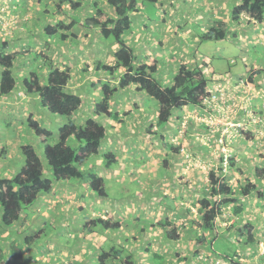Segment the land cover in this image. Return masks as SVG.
<instances>
[{
  "label": "crops",
  "instance_id": "1",
  "mask_svg": "<svg viewBox=\"0 0 264 264\" xmlns=\"http://www.w3.org/2000/svg\"><path fill=\"white\" fill-rule=\"evenodd\" d=\"M58 1L59 0H0V46L6 43L7 50L10 52L22 51V53H24L23 50H29L28 53L20 55L18 60L15 61L14 74L19 82L17 88L11 94L0 97V108H5L4 111H7L10 108H6L12 105L13 107L15 106V111L21 113L20 115L13 116L18 119L19 122H17L16 125L20 128L25 127V122H28L30 116L39 121L38 117H40V112L39 110H35L37 108L42 110L43 108L38 96L35 94H28L23 87V80L29 76L32 70H37L44 77L49 72V67L59 66L60 68H64L68 66L71 68L72 79L67 89L69 92L78 94L83 98L82 105L72 114V122L78 125H83L88 117L95 116L96 101L101 97L103 81L112 80L114 86L118 83V79H110L108 71H99L97 69L98 61H102L107 65H114V54L119 49V44L117 42L104 39L100 32V27L94 26L92 28H85L77 25L71 31L76 33L78 37L72 38L71 36L67 40H62L60 38L61 33H58L54 37H50L45 33V27H47L49 23H54V21L57 23L59 20H64L68 23H72L73 17L70 15V12L80 13L81 11V16L79 14V17L84 20L95 10L94 8L92 9L94 1L99 2V5L108 10L111 14L112 8L105 6L104 1L106 0H87L81 9L73 10L69 7V3L67 2L63 4L64 11L58 12L55 7ZM240 3L241 0H158L155 6L159 12L160 21L152 20L149 16L150 13L147 11V7L142 5L137 13L131 15L134 25L131 32L125 35V40L134 49L135 65L157 60L161 68L156 76L163 84L171 85V83H173V77L178 73L183 63L193 65L199 64V66H202L206 77L210 80L214 79L215 83L226 91L225 93L228 94V97L233 98V102L236 101L238 107L236 106V108L231 110L232 116L226 114L225 106L218 109V111H220L219 117L223 118L217 121V123L221 124L215 123L211 141L208 135L210 129L209 125L206 123L203 124L201 121L197 120L200 118L197 117V115L204 112L202 109L204 107L187 105L180 109H176L170 121L165 126L159 127L157 125L159 105L155 103V108L149 111V107L145 103L147 95L144 92L135 91L134 86H129L126 89L118 90L111 100V109L119 112V118L114 120L105 115L98 118L108 129L107 137L103 140L100 151L105 152L110 150L116 153L119 156L120 165L114 166L113 168H105L102 160L89 159L82 164L81 169H91L95 166L97 173L103 176L107 182L110 180H120L121 177L129 174L133 175V173L142 176H150L154 173L156 177H158L155 167H151L153 165L151 160H161L159 164L162 166L163 160L164 163H166L165 160L170 158V156L172 159L183 164V162L188 161L187 157H189V159L196 158L195 163H198L196 162L197 159L208 161L206 160L208 159V154L209 159H213L214 163V157L209 155V152L205 150L207 142H219L223 135H225V140H228L230 134L232 138L229 141L234 142V133L232 131L235 130V128H233L234 125L238 126L240 124L236 121L238 119L244 121L246 119V125L249 124L252 128L256 127L259 133L256 134L253 140L247 141V149L245 150L241 145H235L234 143V147L232 148L235 152V156H245L246 159L249 157L250 160L257 158L264 159V20L262 22H257L249 18L248 15H241L238 20L234 21L232 19V10L233 7ZM215 20L224 21L229 25L227 31L228 36L225 40H230V43L233 45L231 47L240 43L243 51L241 57L229 59L227 70L220 72H216L213 67H211L212 70L210 69V63H208L210 59L206 58L204 55L206 50H208L206 46L207 42L201 38V34L211 28ZM231 47H227V49H231ZM41 53L48 55L49 59L42 56ZM1 71L2 68H0V74ZM123 72L124 69L119 68L117 70V76L120 77ZM92 89L95 90L93 93ZM96 89L98 90L96 91ZM230 102L231 101H229V103ZM240 104H242V106ZM252 112H255L257 116ZM103 117L104 121L101 120ZM4 124L10 125V121L0 120V129ZM186 124L188 126H186ZM186 128H188V130H186ZM237 133H240L239 130H237ZM174 137H178L180 145L183 146L180 150L171 140ZM68 142L75 147L80 145V142L75 141L74 138H70ZM253 143H261L260 148L255 147ZM16 144L18 145L15 146ZM21 145L22 141L20 138H12V136L9 135L6 137L0 136V178L13 177L12 169L10 174L6 173L3 164L6 159L12 158L13 151L16 148H21L22 150ZM141 145H144L145 148L142 149V151L145 153H135V147L139 149ZM167 145H171L172 149H169ZM13 146L15 147L12 148ZM182 148H184V151H182ZM20 155L21 154H18V156ZM39 155L43 160L44 166H46L43 152L42 155L40 153ZM220 156L219 160H221L220 162L222 163L224 155L221 154ZM24 159L25 157L22 156L21 165L25 163ZM238 159H240V157H238ZM146 160H148L147 163ZM86 162L87 165H85ZM147 164H149V166ZM217 164L218 163H216V165ZM135 165H139V167L136 168ZM142 165L145 167H141ZM246 166V171L249 174H253L254 171L251 170L252 168L247 164ZM258 166L261 167L264 165L258 163L254 166V170ZM197 168L201 167L197 166ZM232 169L234 170L235 168ZM167 170L169 171L172 169L167 168ZM190 170L195 169L191 168ZM215 170L219 172L218 168ZM196 171L197 173L194 176V182L196 184L194 185L199 187L197 194L198 196L200 195L199 198H202L207 194L208 185L207 181L206 183L200 184L198 180V178H200V171H198V169ZM162 183H164V181ZM183 186L178 188L179 192L182 191ZM164 193L166 194V192ZM164 193L159 189L156 194L151 196V199L156 201L161 195L162 198L159 199V201H161L163 199L162 194ZM184 196L186 195L178 193L177 199H185V201L194 202V204L198 206L199 198L196 197L197 195H194L192 199ZM108 197L109 196H98L95 192L91 191L89 186L83 181H55L51 192L40 194L31 207L32 217L34 219L31 217L28 220L27 218L29 215H26L25 218L27 220L20 223L22 230L28 232L31 223L35 221H38L40 228L44 229L43 225L45 223L49 222L53 225L51 217L56 218L59 216L62 218L63 223H61V219H58V226L60 225L63 228V233L68 239L70 246L66 248L61 247L63 251L61 252V256L54 255L53 259L56 257L54 260L58 264L64 262V251H67L65 260L79 251L76 249L81 242L79 240H77V244L71 248V239L75 241V239H78L79 234L83 235V241L86 240L87 236L94 237L101 234L105 236V238L107 237V239H112L113 242L117 241L121 244L123 239L127 240L126 238H128H123L122 229L113 231L107 230L105 233H101L95 229L91 232L85 229V223L91 218L96 216L104 218L109 211H112L115 217H125L122 216V213L118 214V210L125 209L128 207L127 205H131V203L126 204L124 202L108 201L110 204L107 205L103 198ZM137 198L138 195L132 199L134 200ZM196 198L197 200H195ZM259 200L261 204L259 203L257 206L259 209L257 216L260 217V220L258 229H256L257 233L254 234L255 236L259 235V237H256L257 250L259 252H264V199L259 198ZM84 201L85 203H83ZM159 205H162V203L160 204L159 202V204H155L153 208H158ZM229 207H231V205L225 207L224 215L220 218H228L231 220V223H236L237 226L239 217L233 216V214L228 211ZM141 208H143V205ZM140 209L139 212L141 213L138 217L141 218L145 210L140 211ZM146 209L149 210L150 208L147 207ZM83 213L85 215H83ZM146 219L150 221V223L153 222L149 218ZM125 222L126 218L123 227L130 225ZM141 222V219H137L135 224L130 225V227H132L131 231H126L125 234L127 236L128 233H132L130 239L133 237H140V240L143 241L139 244L140 246L136 244L135 247H131L130 243L126 248L129 251L135 252L136 259L134 262H136V264H154L151 258L156 251H152V243L148 242L150 238H146V236L152 235V239L154 235L148 230H143V227L140 228L139 225H141ZM243 222L244 219H242L241 223ZM137 226H139L140 230L136 228ZM55 229H57V225H55ZM194 231L195 229H193V232ZM66 232L70 233L71 237H68ZM73 233H76V236H74ZM233 233V231H228L226 234L233 236ZM5 234H10L8 239L12 236L11 230L7 227L0 230V236ZM218 237L221 238V235H218ZM0 242H2V239ZM52 243L54 244V242ZM154 245L155 244L152 246ZM260 245L262 247H260ZM91 247L92 249L89 248L86 254L88 255V261L85 262L93 264L92 259L96 256L95 250L99 251L101 247L93 245ZM54 249H52L53 252H51L49 256L48 254L45 256V254L42 253L43 250H39V254H36L37 256L35 258L37 262L32 261L31 264H44L43 262H50L51 260H49V257H52L53 253H55ZM209 251L210 254L215 256L217 263L222 260L217 258L220 256L223 258L222 255L224 253L221 252V250H218L215 253L216 255L211 250ZM28 256L29 254L27 257ZM112 264H121V262L115 261Z\"/></svg>",
  "mask_w": 264,
  "mask_h": 264
},
{
  "label": "trees",
  "instance_id": "2",
  "mask_svg": "<svg viewBox=\"0 0 264 264\" xmlns=\"http://www.w3.org/2000/svg\"><path fill=\"white\" fill-rule=\"evenodd\" d=\"M86 1L59 0L55 4V7L58 12H62L64 11L63 4L68 2L71 9L78 10L83 7ZM157 1H104L105 6L112 8V14L101 7L99 2L94 1L92 9L94 8L95 10L84 20L77 16L73 17L72 23L59 20L57 23H49L45 27V33L48 36L54 37L58 33H61L60 38L62 40H67L71 36L72 38H77L78 35L71 31L77 25L85 28L100 27L103 37L106 40L117 42L119 49L114 54V65H107L102 61H98L97 69L99 71H108L110 79H118V83L114 86L112 80L103 81L101 97L96 101L95 116L88 117L83 125L70 121L60 126L58 131L59 139L54 144L47 143L52 132L41 126L39 121L35 120L32 116L29 117V126L32 128L34 134L42 142H46L43 158L47 162L46 164L52 176L50 177L45 174L46 167L35 148L30 144L22 145L25 164L15 176L0 178V208L3 225L13 226L17 224L16 222L22 218L25 209L33 205L40 194L51 192L55 181H83L98 196H110L106 189V179L97 173L95 166L91 169H81V165L85 160L91 159L92 156H101L105 168H113L120 165V159L116 153L110 150L105 152L100 151L103 140L107 137L108 129L98 120L99 117L104 115L114 120L119 118V112L111 109L112 97L118 90L134 86L135 91L144 92L156 99L159 103V114L157 117V125L159 127L165 126L170 121L176 109L187 105L203 107L205 96L208 94L207 89L210 85V80L206 77L202 66H199V64L183 63L178 73L173 77L171 85H165L157 78L156 74L161 68L157 60L135 65L134 49L125 40V35L132 30L133 21L131 15L137 13L142 5L152 3L155 6ZM242 13H246L252 20L262 22L264 20V0H241L240 4L233 7L232 19L234 21L238 20ZM228 27L229 25L226 22L215 20L211 28L201 34V38L206 40V42L212 39L225 40L228 36ZM20 55H24V53L22 51H8L6 43L0 46V68H2L0 74V97L11 94L17 88L19 82L14 74V66L15 61L18 60ZM41 55L49 59L48 55L42 53ZM119 68L124 69L120 77L117 76ZM71 79L72 70L70 67L60 68L59 66H52L49 67V72L44 77L37 70H32L22 83L28 94L38 96L42 107L58 115L71 116L83 103L81 96L68 91L67 86ZM70 138H74L80 142V145L78 147L71 146L68 143ZM167 146L169 149H172L171 145ZM178 149L180 150L179 147ZM223 164L224 158L218 167L219 172L215 169L209 171L207 194L198 200L197 206L201 221L200 228L204 231L203 234L208 232L212 237V243H210L209 240H206V238L208 239L207 236H198L199 242L214 254L218 251L215 248V244L218 242L215 241V238L220 235L216 232V229L218 231L216 220L224 215L225 207L231 205L233 216L239 217L237 226H234L236 229L233 231V234L240 237L241 245L247 243L254 244L257 240L253 233V223L246 221L244 225H241L242 214L245 210V199L253 195L255 191L260 198L264 199V166L255 168L253 173L254 179H249L245 185L236 188L230 183L226 175L221 174L224 168ZM135 167L138 168L139 165H135ZM229 168H235L234 171L243 173V170L238 169L236 159L234 158H230ZM143 176L145 177V175ZM138 197H141V195H138ZM107 215V218L101 216L91 218L85 223V229L90 232L95 229L101 233H105L107 230L122 229L124 224L122 217H115L111 212H107ZM151 223L153 224V222ZM151 223L148 221L147 224ZM45 224L48 225L47 227H51L48 223ZM159 225L164 228L167 238H179V235L176 234L177 230L169 228L172 222L167 218L161 219ZM54 230L56 229L54 228ZM143 230H147V228ZM214 233L215 235L213 236ZM39 234V232L35 234L23 232V235L19 237L21 239L16 240L15 237L9 238L6 243L7 252L4 251V246H0V264H31L32 261L37 262L35 258L36 254H39V250H43L42 253L45 256L47 254L49 256L53 252L50 249V243L39 244ZM55 238L54 244L57 243L55 244L56 249L60 250L61 247L66 248L70 246L65 234L59 232ZM63 238L65 239L64 242L62 241ZM77 240L71 239V248L77 244ZM110 241L109 244L102 245L99 251L95 250L96 256L92 259L93 264H112L115 261H120L121 264H136L134 262L136 259L135 252L129 251L125 247V242L120 244L117 241L113 242L112 239ZM26 253L29 254L28 257ZM236 254L226 252L222 255L223 258L221 256V258H217L227 262L231 261L232 257ZM53 257H49L50 262L43 263L58 264ZM151 261L154 264H167L165 255L158 251L153 253Z\"/></svg>",
  "mask_w": 264,
  "mask_h": 264
},
{
  "label": "rangeland",
  "instance_id": "3",
  "mask_svg": "<svg viewBox=\"0 0 264 264\" xmlns=\"http://www.w3.org/2000/svg\"><path fill=\"white\" fill-rule=\"evenodd\" d=\"M145 5L147 7V11L150 13L149 15L150 18L155 21H160V15H159L157 8L152 3H146ZM79 14L81 16V11L80 13L70 12V15L72 17H77L79 16ZM133 25L134 24H132V27ZM206 46L208 47V50H206V53L204 55L206 58L210 59V62L207 61L208 63H210V69L211 67H213L216 72L227 70L228 64L230 61L229 59L239 58L243 54L241 44L237 43L234 47H231L233 45L230 43V40H227V41L226 40H208ZM227 47H231V49H227ZM23 52L28 53L29 50L28 49L27 51L23 50ZM214 87L217 88L220 86L216 84ZM97 90L98 89H96V91ZM94 91L95 90L92 89V93ZM146 97L148 100L146 99L145 103L148 105L149 111H152L155 108V103L156 105L157 104L159 105L156 99L148 95ZM229 101L231 102L229 103ZM240 105L242 106V104ZM223 106H225L226 114L228 116L229 115L232 116L231 110H233V108H236V106L238 107L236 101L233 102V98L231 97L227 101H224V102H222V99H218L217 102L214 103L215 109H213L212 112H211L212 110L211 107L203 108L204 112L197 115V117H200L197 119L198 121H201L203 124L206 123L210 127L209 133H208L210 141L212 138V132L215 129L214 128L215 123H217L218 120H221L223 118V117L222 118L219 117L220 111H218V109L219 108L221 109ZM14 107L12 105H9V107H7L6 109L8 108L10 109L7 111H4L5 108H0V120L10 121V125L4 124L3 127L0 129L1 131L0 136L6 137L9 135V136H12V138H20L22 141V145L30 144L35 148L37 152H39L42 155L46 142H42L41 139L38 138L34 134L32 128L29 126V122H25L26 123L25 127H21V128L17 127L16 123L19 121L13 116L20 115L21 113L15 111ZM38 110L40 112L39 113L40 117H38L40 125L43 126L44 128L49 129L52 132V135L47 140V143H50V144L56 143L59 139L58 138L59 127L62 126V124L64 123L66 124L72 121L73 116L72 115L71 116L58 115V114L48 111L44 107L42 108L43 111L39 108H37L35 111H38ZM252 113H254L257 116L255 112H252ZM101 120L104 121V117ZM236 121L240 124L238 126H235V125L233 126V128H235V130L232 131L234 133V138H233L234 142L229 141L232 138L231 134L230 136H228V140H225V135H223L221 139L219 140V142L217 141L216 142L214 141L213 143L207 142L206 144L207 146L205 147V150L206 152H209V155L214 157V163H213V159H209L208 154H207L208 159H206L208 161H205L204 159L203 160L197 159L196 162L198 163H195L196 158L194 159L191 158V159H188V161L183 162V164L172 159V157L170 156V158H168L169 160L166 163H164V160H163L162 166H160L159 164L161 160H151L153 162V165L151 167H155L158 173V177H156L154 173H152L150 176L147 175L145 177L142 175H136L133 173V175L129 174V175H125L121 177L120 180H110L106 182V189L110 196L108 198H103V200L106 201L107 205L110 204L108 203V201H112V202L118 201L119 203L124 202L126 204L131 203V205H127L128 207L126 208L123 207L125 209L123 210L120 209L121 211L118 210V214L122 213V216H125L123 218V221L126 218L125 223H129L130 225L135 224L137 219H142L143 223H141V225L138 224L140 228L141 227L147 228V230L150 231V233H153L154 235L153 236L154 238L152 239H151L152 235L146 236L147 239L148 237L150 238L148 242L152 243L151 244L152 251H158L159 253L165 255L167 259V264H198V263L199 264L200 263L201 264H264V256H263L264 252H259L257 250L256 242L254 244L247 243V244L241 245L242 242L240 241V237L235 236L234 234L233 236L226 234L228 233V231L232 232L236 229L234 227L236 223H233V222L231 223V220H229L228 218H225V219L218 218L217 219L218 231L216 229V232L222 236L221 238L219 237L215 238L216 242L218 241L215 244V248L217 250H221V252L223 253L228 252L231 254H234V253H237V254L234 257H232L231 261L229 260L226 262V261L220 260L217 263L215 256H213V254H210V251L206 249V247L203 246L202 243L199 242L198 236H201V235H204V237L207 236L208 239L206 238V240H209L210 243H212V237L208 232L203 234L204 231L200 228L201 221L199 218L197 204L195 205L194 202H187L185 201V199H177L178 193H183V195H186L184 197H188L191 199L193 198L194 195H197L196 197L198 198L200 197V195L198 196L197 194L199 187H197V185H194L196 184L194 182V176L197 173L196 170L198 169V171H200V178H198V180L200 181V184L206 183L208 179L209 171L211 169H217L220 166L221 160H219V156L221 154L224 155V164H223L224 168L221 174L226 175L229 178L230 183L233 184L236 188H238L239 186L245 185L247 180L254 179L253 174H249L246 171V167H247L246 164L252 168L251 169L252 171H254V166L256 164L259 163L261 165H264V159L257 158L254 160H250L248 156H247L248 158L246 159L245 156H240V155L238 156L240 157V159H238V157L235 156L234 154L235 152L232 147H234V143H235V145H241V147L244 150L247 149V144H246L247 141L253 140L256 134L259 133V131L256 130V127L252 128L249 126V124L246 125L245 123L247 122L246 119L245 121L241 119H238ZM253 121H254V118H253ZM187 124L186 126H188ZM217 124H221V123H217ZM186 130H188V128H186ZM237 130H239L240 133H237ZM238 134L239 135L241 134L242 136L240 135V138H239ZM171 140L172 142L180 141L178 137L173 138ZM183 140H186V139H183ZM68 143L70 144V142ZM253 144L255 145V147L260 148L261 143H253ZM17 145L18 144H16L15 146ZM15 146H13L12 148H14ZM71 146H74V145H71ZM144 148H145L144 145H141L139 149L135 147V153L140 154L142 152L144 154L145 152L142 151V149ZM18 154H21V155L18 156ZM245 155H246V152H245ZM22 156L24 157L21 148L20 149L16 148L13 151L12 158L6 159L3 164L5 172L10 174V171L12 169V176H15L21 169L22 165L25 164V163H22L21 165ZM230 158L236 159L238 169L243 170V173L240 172L239 170H238L239 172H237V171H234L232 168H229ZM91 159H95L99 161V160H102V157L92 156ZM147 162L148 160H146V163ZM46 163L47 162L45 161V164ZM216 163L218 164L216 165ZM85 165H87V162L85 163ZM147 165L149 166V164ZM46 166H45L46 167L45 174L51 177L52 175H51L50 170L48 169V165L46 164ZM197 166L201 168H197ZM141 167H145V166L142 165ZM167 168H171L172 170L168 171ZM191 168H194L195 170H190ZM163 181L164 183H162ZM180 186H183L181 192H179L178 190ZM159 189H161L163 193L166 192V194L165 193L162 194L163 199L161 201H159V199L162 198L161 195L159 196L158 199H156V201H153L151 199V196L156 194ZM134 195L135 196L141 195V197H138L137 199L133 200L132 198H134ZM259 198L260 197L258 196V193L256 191L253 193V195L246 198L245 199V210L242 214L244 222L241 225H244L246 221L254 223L253 233L255 234L257 233L256 229H258V223L260 220V217L257 216L259 212V209L257 206L259 203L261 204ZM195 200H197V198ZM159 202L160 204L162 203V205H159L158 208L154 209L153 207L155 206V204H159ZM83 203H85V201ZM142 205H143V208H141ZM32 206L33 205L25 209L22 215V218L18 222H16L18 224H15L13 226H5L0 221V230L2 228L7 227L12 232V236L10 237L11 239L12 237H15L16 240L21 239L19 237L22 236L23 232L25 231L22 230V226L20 223H22V221H26L27 219L29 220L32 217V212H31ZM147 207H149L150 209L147 210L146 209ZM139 209L140 211L145 210L143 217L141 218L138 217L141 213L139 212ZM228 209H229L228 211L232 213V208L229 207ZM0 211H1V208H0ZM109 212H111L114 215L112 211H109ZM179 213L181 214L178 215ZM26 215H29L27 219L25 218ZM83 215L85 214L83 213ZM107 217L108 215L106 214L104 218H107ZM146 218H149L150 220H152L153 224L152 223L147 224L148 220ZM166 218L172 222V225H170L169 228L177 230L176 234L179 235L178 239L167 238L164 228L161 225H159V221L161 219H166ZM58 219H61V223H63L62 218H60L59 216L56 218L51 217V221L53 222V225L48 222V224L51 226L49 228L47 227L48 225L44 224L43 226L45 227V229L42 231L40 230L41 228L38 224V221L32 222L27 233L35 234L39 232L40 233L38 237L40 241L39 244L40 243H43V244L50 243L49 244L50 249H54L56 248V246L52 243V241L54 242V240L56 239L55 236H57L59 232L64 234L63 228L60 225L58 226L59 224L57 222ZM55 225H57L56 230H54ZM130 225L124 226L122 228L123 238L128 237L126 238L127 240L123 239L122 243L125 242V247L130 243H131L130 245L131 247H135L136 244L140 246L139 244L143 241V240L142 241L140 240V237L139 238L133 237L132 239H130L132 236V233H128L127 236L125 234L126 231H131L132 227H130ZM139 226L136 227L138 228V230H140ZM193 229H195L194 232H193ZM66 235L68 237L69 236L71 237V234L68 232H66ZM73 235L76 236V233H73ZM214 235L215 233L213 234V236ZM9 236L10 234H5V235L0 236L2 239V242H0V246H4L5 252L8 251V248L6 247L7 245L6 243L9 240L8 239ZM144 237H145V233H144ZM256 237H259V235L255 236V238ZM83 239H84L83 235L79 234L78 240L81 242L76 247V249H78L79 251L69 256V258L66 260H65V255L67 251H64L65 255L63 257H64L65 264H83V263L91 264L90 262H85V261H88V257H87L88 255H86L88 249L89 248L92 249L91 247L92 245L96 247H101L102 245L109 244L111 242L109 238L107 239V237L105 238V236L101 234L96 235L94 237L87 236L85 241H83ZM62 241L64 242L65 239L63 238ZM153 244L155 245L152 246ZM260 247L262 246L260 245ZM54 251L55 253H53V256L62 255L61 248L60 250L54 249ZM196 252L198 253L195 254ZM27 255L28 253H26V256Z\"/></svg>",
  "mask_w": 264,
  "mask_h": 264
},
{
  "label": "clouds",
  "instance_id": "4",
  "mask_svg": "<svg viewBox=\"0 0 264 264\" xmlns=\"http://www.w3.org/2000/svg\"><path fill=\"white\" fill-rule=\"evenodd\" d=\"M241 15H247L246 13H242ZM250 18V17H249ZM210 80V79H209ZM216 85V83H215V81H214V79H212V80H210V85L208 86V89H207V92H208V94L207 95H209V91L210 90H214V89H216L214 86ZM217 88H219V87H217ZM220 88H221V90H223L224 91V89L220 86ZM224 92H226V91H224ZM227 94V93H226ZM206 95V96H207ZM206 96H205V98H206ZM229 99V97H228V94H227V96H226V98L225 99H222V102H224V101H227ZM217 102V101H216ZM215 102V103H216ZM198 107H200V106H198ZM203 107L204 108H209V107H211L212 108V110L211 111H213V109H215L214 108V102H212V103H209V102H205V100H204V105H203ZM203 109V108H202ZM171 119V118H170ZM186 127V126H185ZM184 130H185V128H184ZM174 138H176V137H174ZM173 144L174 145H176V147H179L180 146V149H181V147H183V146H181L180 145V143L179 142H173ZM182 151H184V148H182ZM189 159V157H187V160ZM167 161H168V159H167Z\"/></svg>",
  "mask_w": 264,
  "mask_h": 264
},
{
  "label": "built area",
  "instance_id": "5",
  "mask_svg": "<svg viewBox=\"0 0 264 264\" xmlns=\"http://www.w3.org/2000/svg\"><path fill=\"white\" fill-rule=\"evenodd\" d=\"M226 96L227 94L223 90H221V88L219 87V88L209 91V95L206 96L205 102L215 103L218 99H225Z\"/></svg>",
  "mask_w": 264,
  "mask_h": 264
}]
</instances>
